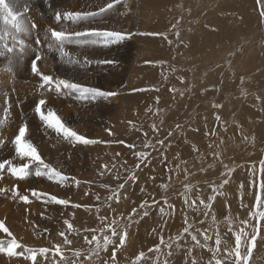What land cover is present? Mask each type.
Wrapping results in <instances>:
<instances>
[{"label": "rangeland", "instance_id": "374dc122", "mask_svg": "<svg viewBox=\"0 0 264 264\" xmlns=\"http://www.w3.org/2000/svg\"><path fill=\"white\" fill-rule=\"evenodd\" d=\"M130 1L134 10L125 20V25L133 28L134 39L130 43L135 49L127 62L124 82L115 90V99H121L122 103L118 102V107L109 117L106 131L104 127L99 131L94 129L91 136L93 140L107 143L90 144L91 149L87 150V154L93 158V164H88L87 169L78 170V175L75 176V179L81 181L78 188H84V196L79 203L82 207L69 206L73 210L67 219L56 222L50 220L55 224L45 226L47 233L42 240V236H35L38 229H35L33 223V218L42 209V205L31 196L28 189L21 186L18 187L19 194L29 195L30 203L25 204L17 198H12L11 189L14 185L17 187V183H13L14 176L4 170L0 177V188L8 191L0 194V221L5 223L12 235L0 231V245L7 247L15 238L21 245L15 249L16 252L24 250L25 256H28L30 254L25 249L37 250L35 264H133L141 252L144 257L138 264H192L193 260L196 264H209L210 261L215 264L212 252L207 248L195 246L191 236L183 233L184 227L187 226V217L188 223L192 225L190 231L197 235L201 244L204 243L201 233L206 231V234L212 237L207 244L215 249L218 232L221 244L216 258L224 264H236L234 252L232 256L227 255L236 247L233 232L244 228L241 224L243 220H250V225H255L256 221L250 219L249 213L257 210L253 207L256 203L255 197L260 190L259 185L264 181V173L261 172V162L264 161V13L261 0ZM126 2L125 0L118 4L114 3V0H6L5 10L0 11V137L2 136L3 141L0 143V162L6 156L2 147L6 141H9L6 159H10L16 156L14 137L19 128L23 124L27 126L34 116L39 118L34 111L36 106L34 109L21 107L23 102L31 103L36 95L38 97L43 93L42 89H36V75L30 68L35 55L41 56L38 65L42 63L49 68L48 63L53 62L57 66L66 63L69 64L67 72H80L84 65L83 60L92 54L89 45H100L104 40L102 36L94 35L77 38L75 33H88L96 29L113 30V27L107 26L109 19L116 18L115 10L118 6L123 8L124 12ZM109 4H113V7L108 8ZM101 9L105 11L101 12ZM57 12L62 17L59 22L55 20ZM73 12L96 15L75 22L71 19L63 20L64 13ZM103 14L108 20L101 19ZM21 21L29 28L28 33L19 31ZM50 29L64 31L71 37V42L62 45L67 55H61L59 42L51 37ZM153 33L159 35H152ZM37 40L40 42L37 43ZM82 40L88 42L82 43ZM21 41H24L23 50ZM49 44L52 46L49 47ZM75 59L81 63L80 70L77 69ZM18 67L23 69H19L22 72L20 75L17 74ZM2 74H7V77L10 75L11 78L6 80ZM25 74L29 77L25 78L28 76ZM50 76L53 81L61 79L58 75H53L56 79L52 74ZM63 77L66 78L64 75ZM52 86L54 87V84ZM87 86L85 85L86 88H95ZM37 87L40 88L41 85ZM54 99V103H47L51 107L47 105L45 114L47 109L51 108L60 118L62 116V122L67 125V116L74 117V109H79L69 106L64 100L61 104L56 103L59 97L54 96ZM64 104L68 105V108H62ZM62 109H68L66 112L69 114ZM217 116L220 117L219 121ZM7 121H10L11 126ZM177 125L180 127L177 128ZM153 126L158 131H154ZM69 128H72V125ZM15 130L17 131L14 132ZM52 130L40 120V133L34 132L39 138L33 136V140L35 145L38 144L37 147H43L42 158L46 162H52L56 157L57 160L61 158L58 163L61 165L60 170L65 173L63 165L69 160L70 153H75L77 149L69 147L68 149L73 151L67 149L64 158L61 154L52 156L58 154V146L62 141ZM213 131L215 135L211 134ZM159 140L165 141L164 145L157 143ZM25 141L28 142L27 137ZM146 141H150L153 146L145 148ZM140 151L150 153L147 162L142 163L134 154ZM137 164H140L139 168ZM102 165H107L110 169L103 175ZM225 166L227 169H233L230 178L222 177V173L227 171ZM69 167L67 164V172L71 170ZM30 168L27 176L33 172V165ZM117 172L119 179L116 178ZM132 173L137 175V180L129 181L125 189L121 190L119 202L115 199L107 201L106 198L111 195L110 189L124 183L125 178ZM27 176L19 179L21 185ZM65 176L68 181V173ZM30 177L31 175L28 178ZM222 179H229L228 184L219 189L223 195L216 196L210 210L204 209L199 205L197 197L207 202L208 197L213 195L210 185H219ZM241 184L244 185L243 201L240 194ZM161 185L166 187L162 188ZM186 185L192 186L190 192H186ZM141 188L144 192H141ZM182 193L189 197V203L197 200L199 207L195 210L188 207ZM72 194L73 192L69 197H72ZM144 200L150 205L153 200L158 202L149 209L148 216H143L142 210H139V205ZM165 200L174 207L167 208ZM160 207H164L166 212H171V215L161 216ZM133 208H137L138 213L133 217V222L129 223L127 217ZM46 209L51 211L48 207ZM259 210L264 211V208ZM205 212L208 213L207 216ZM98 216L106 217L107 220L102 222ZM65 220H68L74 229L79 230L65 232L72 241L71 244H65L63 237L59 235L66 230ZM112 220L118 222L117 231L126 227L128 232L125 245L116 251L115 262L112 259L115 244L108 245L105 250L103 247L96 249L95 242L89 244L85 241V236L91 240L95 234L100 238L102 245L104 233L99 229H103L105 224ZM230 226L232 231H229ZM90 229L97 231L93 233L88 231ZM245 231L251 234L252 227L245 228ZM106 234L111 235V232ZM181 234L183 238L177 240L176 237ZM161 235L164 244H161ZM25 238H32L35 242L30 244ZM113 239H116L118 244V238ZM167 244H171V247H167ZM157 245L160 247L159 252L155 250ZM56 246L60 247L59 253L56 252ZM249 247L248 244H242L240 248L241 257L244 258L241 264H245L247 254H250L247 264H264V227H261L257 234L255 244ZM39 249L49 251L40 255ZM150 249L152 251H149ZM189 249H192L190 255ZM77 252L79 255H76ZM15 257L18 256L9 257L0 252V264H33V261L23 256L18 259Z\"/></svg>", "mask_w": 264, "mask_h": 264}, {"label": "snow or ice", "instance_id": "6c2138e0", "mask_svg": "<svg viewBox=\"0 0 264 264\" xmlns=\"http://www.w3.org/2000/svg\"><path fill=\"white\" fill-rule=\"evenodd\" d=\"M120 0H114V3H119ZM6 6V0H0V11H4ZM108 8L113 7V4H109L107 5ZM101 12L105 11V9H101ZM96 14L93 13H64L63 14V18L64 19H71L74 22L79 20V19H87L90 16H94ZM61 14L59 12L56 13L55 15V20L57 22H59L61 20ZM33 27H35L33 25ZM19 31L20 32H29V28L27 26H25L23 24V21L20 22L19 24ZM50 33H51V37L54 38V41L59 42V50L61 52V55H67L64 50L62 45L65 42H71V37H69L64 31H56L54 29H50ZM88 35H94V36H102L104 38V42H105V46L111 45V44H116L119 43L122 40L125 39H130L131 36L128 34H120V33H116V32H110V31H98V30H90L88 33H75V37L79 38V37H84V36H88ZM152 35H159L156 33H153ZM40 41L37 40V43H39ZM82 43H87V40H83L81 41ZM93 43L95 41H92ZM170 43V41H169ZM52 45L49 44V47H51ZM24 47V41H21V49L23 50ZM41 60V56L39 54H36L34 59L32 60L31 63V72L36 75L39 76L42 80V84L41 87H44L45 85L49 86V88H52V85L54 84V91L59 94L61 92V89H66L69 92H80L81 94V98H85V93L90 94L93 99L97 98V97H109L112 95H115V93H111V92H105L103 90L100 89H96V88H82L81 85L76 84V83H70L67 80L64 79H56L55 81H53V78L49 75H44L39 69H38V62ZM158 99V98H157ZM47 107V101L44 98H41L38 103L36 104L35 107V112L39 115L40 120L46 125L47 128H51L53 129L58 135H62L64 139H68L71 141H75L84 145H89V144H95V143H107L106 141H97V140H93V139H89L86 138L85 136L78 134L76 131L72 130L71 128H69L68 126L65 125V123L62 122L61 118L56 114V112L52 109H47V112L45 114V111L43 110L44 108ZM217 121L220 120V117L217 116L216 117ZM180 126L177 125V128H179ZM26 130H27V126H21L18 130V134L15 136L14 138V142H15V153L18 157H20L21 159L27 157L28 160L26 162H24L23 164H14L13 161L11 159H5L2 162H0V177H2L4 170H7V172L9 174H11L12 176L19 178V179H23L25 178L29 173H28V169L31 167V165L33 163H35L37 165V170L35 172L36 176H46L49 180H57L60 183H63L66 181L67 177L64 176L60 171H58L57 169H55L54 167H52L50 164L45 163V161L42 159L41 155L38 153L37 148L30 142H25L24 138L26 135ZM153 130L154 131H158V129L155 128V126H153ZM109 134L111 135V132L109 131ZM212 135H215V132L213 131L211 133ZM172 133H169V136H171ZM0 143H3L2 140H0ZM120 143H124L123 141H120ZM157 143H159L160 145H164L165 141L163 140H159L157 141ZM18 146L19 149L18 150ZM153 145H151L150 141H146L144 144L145 148L148 147H152ZM129 147H134L133 145H129ZM27 149L31 155H24L23 154V150ZM195 150V149H194ZM137 158L143 163V162H147L150 153L149 152H144V151H140V152H136L134 153ZM140 167V164H137V168ZM225 168L227 169V166H225ZM106 171H110V169L108 168L107 165H102V172L101 175L105 174ZM233 171V169H227V171L225 173H222V177H231V172ZM261 172L264 173V161L261 162ZM116 178L119 179L120 175L117 172L116 173ZM137 180V175L135 173H132L131 175L127 176L124 180V183H121L117 186V188L115 189H110L111 195L108 196L106 199L107 201H112L113 199H115L116 202H119V200L121 199V190L125 189L126 184L129 181H135ZM229 179H222L221 183L219 185L216 184H212L210 185L212 188V193L213 195H210L208 197V201L205 202L203 199H200L199 197H197V200H199V205H202L204 209H208L210 210L212 208V204L216 199L217 195H223L222 192L219 191V189L223 188V186L225 184H228ZM74 183L75 185L78 187L81 183V181H79L78 179L74 178ZM104 187H109L107 185H104ZM161 187H166V185H161ZM186 192H190L192 189L191 185H186ZM243 188L244 185L241 184L240 185V194H241V201H243ZM259 191L256 193V203L253 207H255L257 210L250 212L249 213V217L251 220H255L256 223L255 225H250V220H243L241 221V224L244 225V228H241L239 231L233 232V236L235 239V249L233 251H229L227 253L228 256H232L233 252L235 254L236 257V264H241L242 258L241 254H240V248L242 246V244H248L250 245L249 248H251V246H253L255 244V241L257 239V234L259 233L261 227H264V211H261L259 209L264 208V181L261 182V184L259 185ZM6 189L4 188H0V194H4L6 193ZM12 193H13V197L14 199L18 198L20 201L24 202L25 204L30 203V197L29 195H20L19 194V190L16 186H13V188L11 189ZM141 192H144V189L141 188ZM87 194V193H86ZM184 195V201L185 204L188 207L193 208L194 210L197 209L199 207V205H197V200H192L191 203H189V197L186 194ZM31 196L35 199H41L44 198L46 199V202L48 203H54L63 207H75V208H79L82 207V205L80 204H72L71 201L69 199H61L58 198L56 195H52V194H42L37 192L35 189L31 190ZM98 200L100 199L99 196L96 197ZM126 198V197H125ZM158 202L153 200L152 204L150 205L149 202L147 200H144L140 203L139 205V210H142V215L143 216H148L149 215V209L153 206L156 205ZM164 204L167 206V208L172 209L174 206L168 204L167 200L164 201ZM83 207H88V206H83ZM97 213H99V208H97ZM138 213V209L137 208H133L132 212L129 213L127 220L129 223L133 222V217L136 216ZM159 213L161 216H165V215H171V212H166L164 207H160L159 208ZM207 212H205V216H207ZM98 219H100L102 222L106 221L107 218L106 217H100L98 216ZM213 220H215V215L213 214ZM64 224L66 225V230L62 231L59 233V235L61 237H63L64 243L65 244H71L72 241L68 239V236L65 234V232H72V231H79L77 229L73 228V225L68 221L65 220ZM185 224L187 225L186 227H184L183 229V233L188 234L189 236H191V240L195 242V246H199L202 248H207L208 251L213 253V260H215V264H224L223 261H221L220 259H217V253H219L220 251V244H221V237L219 235V233L217 232L216 234V239H215V249H213L212 247H210L207 244V241H209L210 239H212V237L208 236L206 234V231L201 233V235L203 236V240L204 243L201 244L200 240H198L197 235L192 233L190 231V229L192 228V225L188 223L187 217H185ZM229 225H231V220L229 219ZM117 226H118V222L116 220H112L110 223H106L105 227L103 229H99V231L101 233H104L102 236V240H103V244L101 245V241L100 238L97 237V235L93 234L91 237V240L88 239L87 236H85V241L89 244H92L93 242H95V248L96 249H100L101 247H103V249H107L108 245L110 244H115L116 247L113 249V253H112V259L115 262L116 259V251L119 248H122L128 238V232L126 230V227L121 230V231H117ZM251 226L252 227V233L249 234L248 232L245 231V228ZM0 231H3L4 233H7L9 236H11V232L9 231L8 227L5 226V223L3 221H0ZM88 231H92L93 233H95L97 231V229H90ZM110 231L111 235H107L106 232ZM153 231L155 232V229H153ZM199 231V230H198ZM229 231H232L231 226L229 227ZM113 238H118V244L116 239ZM183 238V234H181L180 236H177L176 239H182ZM160 241L161 244H164V239L163 236H160ZM167 247H171V244H167ZM21 245H19L15 238H13L7 247H4L2 245H0V252L6 253L9 257L12 256H23L25 259H30L31 261H33V264H35L36 262V251L37 250H33L31 248L25 249V251L27 253H29L30 255L25 256V252H16L15 249L20 248ZM177 247H179V245H177ZM155 250L157 252L160 251V247L159 245H157L155 247ZM40 255H45L49 250L48 249H39L38 250ZM95 251V250H93ZM149 251H152V249H150ZM192 249L188 250L189 255L191 254ZM56 252H60V247L56 246ZM171 253H169L170 255ZM76 255H79V252L76 253ZM144 257V253L141 252L137 257L136 260L133 261V264H138V262ZM166 264V262H165ZM192 264H196L195 260L192 261ZM209 264H212V262L210 261Z\"/></svg>", "mask_w": 264, "mask_h": 264}, {"label": "bare ground", "instance_id": "6f19581e", "mask_svg": "<svg viewBox=\"0 0 264 264\" xmlns=\"http://www.w3.org/2000/svg\"><path fill=\"white\" fill-rule=\"evenodd\" d=\"M22 1V0H21ZM94 1V0H93ZM124 2L125 0H120V2ZM127 2L125 4L126 7H125V11L123 12L121 8H118L116 7V18L111 20L109 19V22H108V25L107 26H110V27H113V30H110L111 32H116V33H120V34H128L131 36L130 39H125V40H122L120 41L119 43H116V44H111V45H108L107 47L105 46V42L100 44V45H97V44H93V45H89L91 47L90 50H92V54H89L88 52L87 54H89L87 56V59H85V61L83 60V67L82 69L80 70L79 68L81 67V63L79 64L78 63V59H75V63L77 64V69L80 70V72H67V69H68V66L69 64H66L64 63L63 65L61 66H57V64H50L48 63V66L49 68H47V66H45V64L43 65L42 63H39L38 65V69L45 75V74H52V76H59L61 79H64V80H67V81H71L72 83H76V84H79L81 85L82 88H86L85 85H88L90 87H95L96 89H100V90H103L105 92H113V93H117L115 92V90H118L119 87L122 86L123 82H124V78L126 76V70H127V62L129 60V58L133 55V49L134 48V45H132L130 43V41H132L133 36H132V31H133V28H129L125 25V20L127 18L130 17L131 13L133 12L134 10V6L132 5L131 1L130 0H126ZM119 2V3H120ZM83 3V2H82ZM118 3V4H119ZM134 3V2H133ZM12 4V3H11ZM79 4V3H78ZM124 4V5H125ZM80 5V4H79ZM82 5V4H81ZM77 6V5H75ZM122 6V5H121ZM15 7V6H14ZM137 7V6H136ZM135 7V9H137ZM52 8V7H51ZM55 8V7H54ZM57 8V7H56ZM89 8V7H88ZM115 8V7H114ZM113 8V9H114ZM77 9V8H75ZM85 9V8H84ZM54 11H56V9H53ZM124 10V9H123ZM140 10V9H139ZM39 11V10H38ZM82 11V10H81ZM136 11V10H135ZM46 12V11H45ZM60 12V11H59ZM113 12V11H112ZM22 13V12H21ZM21 13H20V16H21ZM42 13V12H41ZM74 13V12H73ZM108 15V14H107ZM110 15V13H109ZM112 15V14H111ZM114 15V14H113ZM110 18V16H109ZM102 20H105L108 18H105V15L103 14L102 15ZM64 20V18H63ZM99 21V19H98ZM107 22V21H106ZM129 22V21H128ZM47 23V22H46ZM52 23V22H51ZM103 23V22H102ZM79 24V23H78ZM130 24V23H129ZM91 26V25H90ZM89 26V28H90ZM93 26H95L93 24ZM105 26V25H104ZM78 27V26H77ZM84 28V27H83ZM88 28V29H89ZM92 28V27H91ZM108 28V27H107ZM97 30V29H96ZM101 30V29H100ZM74 31V30H73ZM45 33V32H44ZM104 40V38H103ZM83 41V40H82ZM101 41V40H100ZM9 43V42H8ZM79 43V42H78ZM130 43V44H129ZM134 43V42H133ZM80 45V43H79ZM83 49V48H82ZM89 49V48H88ZM86 49V50H88ZM68 53V52H67ZM83 54V53H82ZM85 54V53H84ZM69 56V55H68ZM81 56V54H80ZM83 56V55H82ZM81 56V57H82ZM80 57V58H81ZM86 57V56H85ZM83 58V57H82ZM8 60V59H7ZM6 60V61H7ZM80 60V59H79ZM14 61V60H13ZM9 62V61H8ZM17 62V61H16ZM47 62V61H46ZM57 62V61H56ZM7 63V62H6ZM10 63V62H9ZM73 63V62H72ZM5 64V63H4ZM3 64V65H4ZM20 64V63H19ZM1 66V64H0ZM7 66V65H6ZM43 66V67H42ZM76 66V65H75ZM4 67V66H3ZM20 67V66H19ZM17 68V74H22L21 71H19L20 68ZM75 69V68H74ZM12 70V69H11ZM20 70H23L22 68ZM15 71V70H14ZM69 71V70H68ZM11 72V71H10ZM16 72V71H15ZM16 74V75H17ZM7 75V74H6ZM5 74H2V76L5 77L6 80H9L11 78L10 75H8V77L6 76ZM14 74V76H16ZM25 75H28V74H25ZM49 75V76H50ZM66 76L65 77H63ZM53 76V77H54ZM3 77V78H4ZM29 77L26 76L25 78ZM55 78V77H54ZM19 79V78H18ZM23 79V78H22ZM32 79V78H31ZM56 79V78H55ZM5 81V80H4ZM29 81V80H28ZM6 83V82H5ZM23 83V82H22ZM28 84V83H27ZM32 84V83H31ZM34 84L36 86V89H39L41 90V93L42 95L40 96V94L38 95V97L35 96L34 101L31 102V103H28V102H21V107L23 109H27V108H31V109H34V107L36 106V102L39 101L41 98H44L46 99L47 103H54L53 101L55 100L54 99V96L56 97H59V100L56 102V103H60L62 102V100H64L65 102L68 103L69 106L73 107L75 106L74 108H78L79 110L78 111H75L74 109V117L72 118H69L67 116V125H69L68 127H70V125H72V130L76 131L78 134H81L83 136H85L86 138H89L91 139V136H92V133L95 129V131H99L101 127H104V131H106L108 125L106 124L108 122L109 117H111V114L114 112V110L118 107V102H121L120 101L121 99H115V95L112 97V98H104V97H97L95 99H93V97L88 94V93H85V98H81V94L80 92H69L68 90L66 89H61V94L57 95V93H54V87L52 86L51 90H49V86H45V87H37L38 85H41L42 84V80L39 76H35L34 77ZM3 85V84H2ZM8 85H11L12 84H8ZM7 85V86H8ZM6 86V87H7ZM30 86V85H29ZM87 86V87H88ZM22 87V86H21ZM25 87V86H24ZM14 87H12L13 89ZM35 88V87H34ZM3 89V88H2ZM23 89V88H22ZM21 89V90H22ZM35 89V90H36ZM15 90V88H14ZM9 91V90H8ZM18 91V90H17ZM16 91V92H17ZM31 92V91H30ZM37 92V91H36ZM40 92V91H39ZM38 93V92H37ZM16 94V93H15ZM18 94V93H17ZM31 94V93H30ZM36 94V93H35ZM34 94V95H35ZM32 95V94H31ZM8 96V95H7ZM17 96V95H16ZM22 97V96H21ZM30 97V95L28 96ZM16 98V97H15ZM54 99V100H53ZM21 100V99H20ZM25 100V99H24ZM31 100V99H30ZM19 101V100H18ZM29 101V100H28ZM63 101V103H64ZM20 104V103H19ZM50 104H47V105H50ZM57 104V105H58ZM6 105V104H5ZM9 105V104H8ZM55 105V104H54ZM53 105V107H54ZM63 105V104H62ZM67 105V106H68ZM14 106V105H13ZM56 106V105H55ZM59 106V105H58ZM57 106V107H58ZM61 106V105H60ZM65 104H64V107L62 106V108H65L67 107ZM12 107V106H11ZM19 107V106H18ZM51 107V105H50ZM56 107V108H57ZM8 108V107H7ZM49 108V106H48ZM61 108V107H59ZM68 108V107H67ZM17 109V108H16ZM20 109V108H19ZM22 109V110H23ZM51 109V108H50ZM54 109V108H53ZM15 110V109H14ZM45 110V108L43 109ZM58 110V109H57ZM61 110V109H60ZM63 110V109H62ZM68 110V109H67ZM66 110V111H67ZM73 110V109H72ZM27 111V110H26ZM35 111V110H34ZM64 111V110H63ZM64 111V112H66ZM69 111V110H68ZM18 112V111H17ZM62 112V113H64ZM24 113V112H23ZM33 113V111H32ZM57 113V112H56ZM60 113V112H58ZM68 113V112H66ZM64 113V115L66 114ZM2 114V113H1ZM28 114V113H27ZM27 114H25L27 116ZM69 114V113H68ZM67 114V115H68ZM5 115V113H4ZM31 115V114H30ZM61 115V114H60ZM29 116V115H28ZM59 116V114H58ZM73 116V114H72ZM32 117V116H31ZM60 117V116H59ZM64 117V116H63ZM71 117V115H70ZM62 118V116H61ZM66 118V117H65ZM8 119V118H7ZM27 119V118H26ZM39 118L38 117H35L33 119H31L28 124H27V127L29 129H27V133H26V137L29 140H31V143L37 148V151L38 153L41 155H44V150H42V148H39V146L37 147L38 144L35 145V141L33 140V136L34 138H39V135H37V133H40L39 131ZM8 123L10 121H7ZM42 122V121H41ZM10 124V123H9ZM13 125V124H12ZM66 125V126H67ZM11 126V124H10ZM16 126V124H15ZM18 126V125H17ZM24 126V124H23ZM1 127V125H0ZM6 127V125H5ZM43 127V126H42ZM10 128V127H8ZM13 128V126L11 127ZM93 128V130H92ZM5 129V128H4ZM7 129V128H6ZM16 129H18L16 127ZM46 129V128H45ZM9 129H7L8 131ZM41 130V129H40ZM17 130H15L14 132H16ZM45 131V130H44ZM54 130H52L53 132ZM2 132V131H1ZM6 132V130H5ZM14 132H11V133H14ZM34 132H37V133H34ZM49 132V131H48ZM8 133V132H6ZM10 133V134H11ZM42 133V132H41ZM17 134V133H16ZM50 134V133H49ZM52 134V133H51ZM8 135V134H6ZM14 135V134H13ZM41 136L43 134H40ZM46 135H47V132H46ZM54 135V133H53ZM10 136V135H9ZM45 135H43L44 137ZM49 136V135H48ZM47 136V137H48ZM52 136V135H51ZM14 137V136H13ZM25 137V138H26ZM2 136L0 137V140H1ZM15 138V137H14ZM24 138V140H25ZM41 138V137H40ZM50 139V137H48ZM57 138H62V141L59 143L57 140V143H59V146H58V149H59V152H57L58 154L56 155H52L49 153V155H52V156H58V155H62V157L64 158L66 156V152H67V149L70 147H76L77 151L75 150V153L73 151V154L70 153V157H69V160L66 161V163H64L63 165V170H65V173H63L60 168H61V165L58 163L59 160H57V157L55 158L56 160L52 161V162H46L43 158V160L45 161V163H48L50 164L52 167L54 166V168L59 171H61V173L64 175H66L68 173L69 175V180L68 181H65L63 183H60L58 182L57 180H49L46 176H36L35 175V172L37 170V165L35 163H33V172L31 170V177L28 178L29 176H27V178L24 180L23 184L24 187L21 185L20 183V180L19 178H16V177H13L14 180H13V183H17V188L18 187H22V188H26L28 189L27 191H30L35 189L37 192L39 193H42V194H52V195H56L58 198H61V199H69V200H72L74 202V204H79L82 197L84 196L83 195V191H84V188L83 189H80L78 188L75 183H74V178L76 175H78V170H83L85 169L86 167H88L87 165L88 164H93V162L91 161L93 158H91L90 156H88L87 152L90 151L89 149L90 148V144L89 145H84V144H81V143H78V142H75V141H71V140H68V139H64L63 140V137H61L60 135L57 134ZM8 139H10L8 137ZM46 139V138H44ZM54 139V137H53ZM33 140V142H32ZM40 140V139H39ZM5 141V139H4ZM12 141V140H11ZM27 141V140H26ZM25 141V142H26ZM47 141V140H46ZM37 142V141H36ZM15 143V142H14ZM13 143V144H14ZM45 143V142H44ZM43 143V145H44ZM48 143V142H47ZM55 147H56V144L54 142H52ZM42 144V143H41ZM51 145V143H49ZM41 145V146H43ZM47 145V144H46ZM45 145V146H46ZM49 145V146H50ZM13 146V145H12ZM15 146V145H14ZM44 146V148H45ZM48 146V145H47ZM46 146V148H47ZM53 147V145H51ZM3 149H4V152L6 153V156L4 157V160L6 159L7 157V149L9 147V141L7 142L6 141V144L5 146H2ZM50 147V149L52 148ZM1 148V147H0ZM14 148V147H13ZM45 148V149H46ZM54 149V147H53ZM57 149V148H56ZM12 150V148H11ZM49 150V148H48ZM70 150V149H68ZM88 150V151H87ZM2 151V150H1ZM46 151V150H45ZM71 151V150H70ZM71 151V152H72ZM10 151H8V154H9ZM25 152V153H24ZM51 152V151H50ZM53 152H56V151H53ZM93 152V151H92ZM91 152V153H92ZM23 153L24 155H31V153L27 150V149H24L23 150ZM48 152L46 151V154ZM52 153V152H51ZM90 153V154H91ZM4 154V153H3ZM15 154V153H14ZM5 155V154H4ZM10 155V154H9ZM48 155V154H47ZM0 156H1V153H0ZM15 156V155H14ZM51 156V157H52ZM93 157V156H92ZM10 159L14 162H17V164H23L24 162H26L28 160L27 157L23 158V159H19V157L16 155L15 157H10ZM48 159V158H47ZM53 159V158H51ZM3 160V159H2ZM18 160V161H17ZM63 160V159H62ZM13 162V163H14ZM61 163V162H60ZM67 164H69V168H71V170L69 172H67ZM71 164V165H70ZM31 165V166H32ZM60 165V166H59ZM32 169V168H30ZM87 169V168H86ZM69 170V169H68ZM85 171V170H84ZM29 172V171H28ZM83 172V171H81ZM30 173V172H29ZM64 175V176H65ZM71 179L73 180L72 183H69V181H71ZM67 180V179H66ZM13 185V184H12ZM15 186V185H14ZM81 187V186H80ZM12 188V187H11ZM25 189V190H26ZM73 192L72 194V197H69L70 193ZM21 193V192H20ZM11 194V193H10ZM13 195V193H12ZM13 197V196H12ZM18 199V198H17ZM39 204L42 205V209L39 211V213H37V215H35V217L33 218V223L35 224V229H38V233L35 234V236L37 237L38 236H42V240L45 238V234L47 233L45 230V226H52L53 222H51L50 220H53V221H59V220H63V219H67L70 215V212L73 210V208H70L69 206L68 207H63V206H60V205H57V204H54V203H48L46 202V199L44 198H41V199H37ZM5 205V204H4ZM50 206V207H49ZM50 208L51 211L48 212V210L46 208ZM34 209V208H33ZM51 214V217H49V215ZM21 227V226H20ZM30 228V227H29ZM39 228H40V231H39ZM48 228V227H47ZM30 233H33V231H30ZM30 237V236H28ZM34 238V237H33ZM27 239L26 242L32 244L34 241V239L32 238H25ZM40 239V240H41ZM39 241V240H38ZM8 243V242H7ZM41 242H39L40 244ZM45 243V242H44ZM24 251V250H23ZM19 257V256H18ZM18 257H15L18 259ZM39 258V257H38ZM13 264V263H12Z\"/></svg>", "mask_w": 264, "mask_h": 264}, {"label": "water", "instance_id": "95a60500", "mask_svg": "<svg viewBox=\"0 0 264 264\" xmlns=\"http://www.w3.org/2000/svg\"><path fill=\"white\" fill-rule=\"evenodd\" d=\"M261 3H262L263 13H264V0H261ZM249 255H250V254H247V256H246L245 264H247V262H248V260H249Z\"/></svg>", "mask_w": 264, "mask_h": 264}]
</instances>
